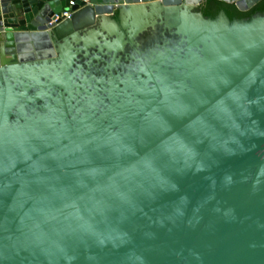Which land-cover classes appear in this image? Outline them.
Listing matches in <instances>:
<instances>
[{
    "label": "water",
    "instance_id": "1",
    "mask_svg": "<svg viewBox=\"0 0 264 264\" xmlns=\"http://www.w3.org/2000/svg\"><path fill=\"white\" fill-rule=\"evenodd\" d=\"M69 1L0 0V264H264V13Z\"/></svg>",
    "mask_w": 264,
    "mask_h": 264
},
{
    "label": "trees",
    "instance_id": "2",
    "mask_svg": "<svg viewBox=\"0 0 264 264\" xmlns=\"http://www.w3.org/2000/svg\"><path fill=\"white\" fill-rule=\"evenodd\" d=\"M200 9L206 17L215 18L220 12H224L229 20H243L252 18L256 13H264V0H260L247 11H240L233 4L221 0H206ZM114 18H118L117 12H115Z\"/></svg>",
    "mask_w": 264,
    "mask_h": 264
},
{
    "label": "flooded vegetation",
    "instance_id": "3",
    "mask_svg": "<svg viewBox=\"0 0 264 264\" xmlns=\"http://www.w3.org/2000/svg\"><path fill=\"white\" fill-rule=\"evenodd\" d=\"M157 31H145L144 33L140 34L139 37L137 38L138 42L142 47H149L150 45H153L157 41V36H158ZM129 51H133V46L130 45Z\"/></svg>",
    "mask_w": 264,
    "mask_h": 264
},
{
    "label": "built area",
    "instance_id": "4",
    "mask_svg": "<svg viewBox=\"0 0 264 264\" xmlns=\"http://www.w3.org/2000/svg\"><path fill=\"white\" fill-rule=\"evenodd\" d=\"M87 2V1H86ZM75 4V2L73 0L69 1V5L68 8L63 9L58 15H55L51 21L49 22V24H57L58 22H61L62 20L69 18L71 16V14L74 12V10L72 9V6Z\"/></svg>",
    "mask_w": 264,
    "mask_h": 264
}]
</instances>
